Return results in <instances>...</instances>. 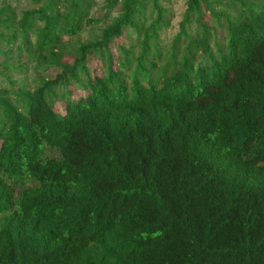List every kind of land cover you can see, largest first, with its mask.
<instances>
[{
    "label": "trees",
    "instance_id": "trees-1",
    "mask_svg": "<svg viewBox=\"0 0 264 264\" xmlns=\"http://www.w3.org/2000/svg\"><path fill=\"white\" fill-rule=\"evenodd\" d=\"M28 1L0 3V67L38 73L0 69V264H264V0H186L166 38V0Z\"/></svg>",
    "mask_w": 264,
    "mask_h": 264
},
{
    "label": "rangeland",
    "instance_id": "rangeland-1",
    "mask_svg": "<svg viewBox=\"0 0 264 264\" xmlns=\"http://www.w3.org/2000/svg\"><path fill=\"white\" fill-rule=\"evenodd\" d=\"M6 0H0V3L5 2ZM7 2L11 3L13 6H15L17 9V12L24 8V7H30V2L28 0H7ZM163 2V1H162ZM185 2L186 0H166L163 2V4L168 7L172 14V22L170 28L166 31L161 33L162 38L170 37L172 33L176 30L177 23L181 19V15L184 11L185 8ZM115 14V12H113ZM100 25H91L90 27H86L84 31L81 32L80 37L81 39H87L88 34H96V31L99 30ZM3 49L9 51L11 54L8 56L10 60L8 61L9 64L12 65H19L23 62L24 57L22 55H17L13 49L8 50L5 48V46H2ZM20 58V61H19ZM22 61V62H21ZM26 70L24 72H20L14 69H9V70H4L0 67L1 71L4 72L3 74L9 78L11 81H15L17 84L20 86L26 88L27 90H32L36 84H37V78H38V73L35 71L34 66L32 64L27 65ZM50 73L53 75L52 72H42V75ZM8 85L7 82L2 83V85ZM59 96L60 99L57 100L54 103V109L56 112L61 113V99L62 100H70V96L67 92V87L64 85V83L60 86L59 90Z\"/></svg>",
    "mask_w": 264,
    "mask_h": 264
}]
</instances>
